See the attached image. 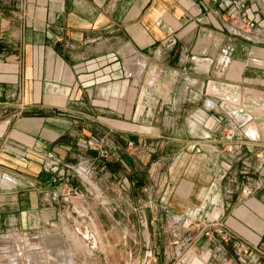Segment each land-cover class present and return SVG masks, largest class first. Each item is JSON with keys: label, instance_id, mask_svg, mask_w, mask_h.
Returning a JSON list of instances; mask_svg holds the SVG:
<instances>
[{"label": "crops", "instance_id": "obj_1", "mask_svg": "<svg viewBox=\"0 0 264 264\" xmlns=\"http://www.w3.org/2000/svg\"><path fill=\"white\" fill-rule=\"evenodd\" d=\"M19 1L0 7V264L72 169L118 158L168 222L148 264H264V0Z\"/></svg>", "mask_w": 264, "mask_h": 264}, {"label": "rangeland", "instance_id": "obj_2", "mask_svg": "<svg viewBox=\"0 0 264 264\" xmlns=\"http://www.w3.org/2000/svg\"><path fill=\"white\" fill-rule=\"evenodd\" d=\"M19 2L0 0V7H15ZM247 97L250 99L245 102L253 109L251 94H246V100ZM257 110L264 116V110ZM110 165L117 171L93 169L90 174L72 169L75 180L67 179L64 190L55 196L56 204L41 207L43 213L28 229L31 232L8 238L11 248L16 249L10 261L13 264H148V248L154 244L168 245L167 234L156 239L144 234V230L153 226L168 229L164 217L159 223L146 221L148 212L156 213L159 207L136 204L139 197L145 201L158 200L157 187L151 184L145 191L126 187L123 183L126 174L121 171L119 158ZM205 225L197 222L195 229L201 232ZM171 239L178 245V237Z\"/></svg>", "mask_w": 264, "mask_h": 264}, {"label": "built area", "instance_id": "obj_3", "mask_svg": "<svg viewBox=\"0 0 264 264\" xmlns=\"http://www.w3.org/2000/svg\"><path fill=\"white\" fill-rule=\"evenodd\" d=\"M250 25H252V23H250ZM235 129H229L226 132V138L231 140L235 137ZM91 143V142H90ZM232 144H230L229 148L231 149ZM206 236H213V235H217L220 240L222 241H228L229 240V232L225 229V227H223L222 225L219 224H206L203 228L202 231ZM176 236V235H175ZM152 261L155 260L154 257L151 258Z\"/></svg>", "mask_w": 264, "mask_h": 264}]
</instances>
